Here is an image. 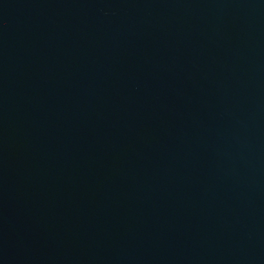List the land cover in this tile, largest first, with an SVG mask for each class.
I'll return each instance as SVG.
<instances>
[{
	"label": "water",
	"instance_id": "obj_1",
	"mask_svg": "<svg viewBox=\"0 0 264 264\" xmlns=\"http://www.w3.org/2000/svg\"><path fill=\"white\" fill-rule=\"evenodd\" d=\"M0 264H264V0H0Z\"/></svg>",
	"mask_w": 264,
	"mask_h": 264
}]
</instances>
